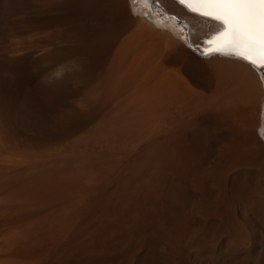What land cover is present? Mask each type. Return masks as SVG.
Returning a JSON list of instances; mask_svg holds the SVG:
<instances>
[{"label":"bare ground","instance_id":"1","mask_svg":"<svg viewBox=\"0 0 264 264\" xmlns=\"http://www.w3.org/2000/svg\"><path fill=\"white\" fill-rule=\"evenodd\" d=\"M23 1L26 0H6L5 3L8 6L11 5L10 8L16 4L17 8V5L19 6L17 3H23ZM28 1L32 4L40 3L42 6L57 4L63 9L61 16L57 17L59 20L73 16L79 18L83 14L94 11L97 4V0ZM133 3L134 9L138 12L148 13L155 24L165 27L184 44L202 54L215 46L208 41L224 31L222 22H213L216 23V30L200 36L202 43L195 44L192 41V35L197 34L201 26H205L206 30L208 22L207 18L192 11L195 5H182L179 0H164V3L133 0ZM14 6L13 9L16 10ZM209 55L227 57L241 64L240 67L225 68L208 93L194 97L183 98L177 95L175 91L177 85L174 83L173 98H162L159 94L161 90L156 91L139 84L134 86L127 79V69H122L117 59L113 58L108 66L101 68V77L99 75L97 77L101 80L99 81L100 91L96 89L99 92L96 108L109 109L107 112L110 114L109 118L101 121L100 124L113 134H128L144 130L145 134L154 135V138L149 140L145 134H142L148 138L149 142L132 156L127 165L128 175L124 176L125 173L122 170L124 167L118 171L122 175H120L121 178L124 177L132 182L136 179L137 183L134 182L136 183L134 188L131 184L130 187L134 190H128L129 196L123 198L122 204L118 201L121 205L118 206L117 211L112 209L116 213L112 217L110 215V219L120 220L122 224L120 228L127 233L134 231L136 224L134 220L154 211L173 220V222L156 224L157 231L152 232L153 234L144 240L143 251L137 256L134 264H159L155 258L154 248L160 237L166 238L174 251L178 250L185 221L183 210L189 198L186 177L207 160L213 152L212 147L215 143L226 137H229L227 147L230 160L234 163L224 179L227 205L223 212H216V214L223 220L226 218L227 230L215 240L213 248L189 251L188 260L190 264H264V164L254 158L256 153H259L261 149L264 150V68L258 65L251 66L235 56H223L218 53ZM5 63V66L9 65L12 68L14 62L11 64L6 61ZM65 66L62 64L59 67L58 79H63L68 74V65ZM75 67H72L73 69L70 67V71ZM108 104L112 106L107 108ZM10 112V109H0V133L2 131L8 133L4 121L6 114ZM163 112H169V114L163 116ZM214 122H218L221 132H213ZM126 137L123 136V139ZM1 144L0 150L3 149ZM1 155L0 153V264H17L15 255L28 254L33 249V243L39 240L30 238V231L20 233L12 227L11 222L19 217H26L30 213L32 215V212L36 211L30 209L28 213V209L16 210L17 198L34 200L39 204L63 200L65 205L60 210L50 216L47 215L44 222L33 228V232L37 235L46 226L55 227V230L43 235L49 240H55L66 232L71 223L75 222L72 216H74L73 210L76 205L74 207L72 204L84 198V194H81L86 187L84 180H87L84 171L104 174L105 169L99 162L95 164L88 162L89 164H81L82 167L78 169L65 171L57 170V168H27L25 172L27 174L17 179V170L14 171L15 159L13 160L11 155V157ZM244 156H248L249 160L237 164V160ZM1 172H6L9 178L13 179L7 183V177L5 178ZM166 172L173 176V186L166 185L164 181ZM11 173H14V177H11ZM89 180L90 178L87 181ZM122 188H127L126 184ZM118 193L116 191L117 195ZM121 195H118L119 199ZM107 196L110 197V195ZM114 197H116L115 194ZM160 198H166V200L164 206L159 209L157 201ZM112 199L110 201H113ZM133 202L138 205L137 210L133 212V220L126 222L123 218L126 214L125 208ZM103 207L105 209V206ZM107 210H104V213ZM108 212L111 210L107 211V215ZM112 220L110 221L113 222Z\"/></svg>","mask_w":264,"mask_h":264},{"label":"rangeland","instance_id":"2","mask_svg":"<svg viewBox=\"0 0 264 264\" xmlns=\"http://www.w3.org/2000/svg\"><path fill=\"white\" fill-rule=\"evenodd\" d=\"M5 2L6 0H0V109H10L11 112L6 114L4 121L8 133L4 131L0 133L3 148L0 153L3 156L11 155L12 159H15L14 171L17 170V179L27 174L25 173L27 168L60 167L61 160L65 158L78 160L77 169L82 167L81 164L98 162L105 169L104 174L84 171L86 179L90 180H84L87 188L81 192L84 194L83 200L72 204L74 207L76 205L72 216L75 222L55 240L43 236L55 230V227L46 226L37 235L33 228L44 222L47 215L50 216L60 210L65 205L63 200L39 204L34 200L17 198L16 210L28 209V213L30 209L36 211H31L32 215L30 213L29 217H19L11 222L12 227L20 233L30 231V238L39 240L33 243V249L28 254L15 255V262L134 264L137 256L143 251L144 240L157 231L155 226L162 222H173L160 212L154 211L134 220L136 222L134 231L127 233L120 228L122 225L120 220L110 219V215L112 217L116 213L113 210L117 211L123 198L129 196L128 190L133 189L137 183L136 179L133 180L136 183L124 177L122 180V175L118 171L124 167L123 175L126 176L127 165L132 156L141 151L154 135H147L144 130L121 133L122 135L111 133L100 124L109 118L110 114L107 112L109 109L96 108L98 103L96 101L99 100L97 99L99 92L96 89H99L101 80L97 77L98 75L101 77L102 74L98 73L96 76L98 83L95 79L85 92L78 89L75 75L67 77L71 72L70 67L73 69L80 58L75 56L74 51L79 18L73 16L59 20L57 17L61 16L63 9L57 4L42 6L40 3L32 4L26 0L20 2L21 4L17 3L19 4L17 8L16 4L10 8L11 5L8 6ZM6 61L11 64L14 62L13 67L5 66ZM62 64L68 65L69 72L63 79H58L57 76L60 74L58 69ZM111 106L112 104H108L107 108ZM167 113L169 114V112L162 114L165 116ZM212 130L218 133L222 131L218 122H214ZM123 136L127 137L123 139ZM228 141L229 137L219 139L212 147L213 152L207 160L187 175L189 198L183 210L185 221L182 241L178 250L174 251L166 238H158L154 249L159 264H190L189 251L213 248L215 240L226 232L227 220L226 218L223 220L216 212H223L227 205L224 179L234 163L231 162L228 153ZM254 158L264 164V150L261 149ZM248 160V156L241 157L237 164ZM168 172L164 181L166 185L173 186V176ZM1 173L7 177V183L13 179H10L6 172ZM13 174H10L11 177ZM118 176L122 181L128 182L122 183ZM118 184L122 187L126 184L127 188H122ZM115 185L118 188H115ZM116 191L120 192L118 195L122 194L120 199ZM141 194L143 195L144 191ZM110 198L113 201H110ZM165 200L166 198H160L157 201L159 209L164 206ZM137 206L134 202L127 205L124 221L133 220V212L137 210ZM104 210H111L112 213L108 212V216Z\"/></svg>","mask_w":264,"mask_h":264},{"label":"water","instance_id":"3","mask_svg":"<svg viewBox=\"0 0 264 264\" xmlns=\"http://www.w3.org/2000/svg\"><path fill=\"white\" fill-rule=\"evenodd\" d=\"M134 6L133 0H97L94 11L79 17L74 51L80 58L67 76H76L78 89L85 92L113 58L127 69L134 86L161 90L162 98H173L174 83L177 95L194 97L208 93L225 68L241 64L199 53ZM77 161L62 159L57 170L74 169Z\"/></svg>","mask_w":264,"mask_h":264},{"label":"snow or ice","instance_id":"4","mask_svg":"<svg viewBox=\"0 0 264 264\" xmlns=\"http://www.w3.org/2000/svg\"><path fill=\"white\" fill-rule=\"evenodd\" d=\"M151 2L164 3V0ZM179 3L195 5L192 11L207 18L206 30L201 26L192 35L195 44L202 43L200 36L216 30L213 22L223 23L224 31L208 41L215 46L205 50V55L235 56L251 66L264 68V0H179Z\"/></svg>","mask_w":264,"mask_h":264}]
</instances>
